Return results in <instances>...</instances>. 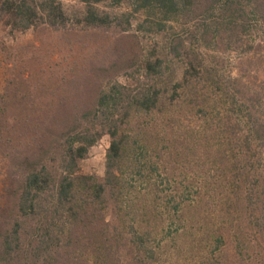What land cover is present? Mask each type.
I'll use <instances>...</instances> for the list:
<instances>
[{
    "label": "trees",
    "instance_id": "trees-1",
    "mask_svg": "<svg viewBox=\"0 0 264 264\" xmlns=\"http://www.w3.org/2000/svg\"><path fill=\"white\" fill-rule=\"evenodd\" d=\"M79 2L82 8L75 9L62 0H0V22L10 33L40 26L59 32L102 30L122 46L136 35L135 30L128 34L135 15L158 17L159 28L170 20L195 28L218 11L211 23L221 28L222 40L238 47L244 45L239 37L247 24L243 4L251 5L264 23V0ZM260 41L264 44V38ZM186 42L173 37L163 56L153 47L143 55L121 50L101 69L85 66L80 75L59 76L61 88L72 84L69 90L51 92L39 106L22 109L21 126L0 129L2 135L20 128L25 136V143L16 145L0 137L24 173L17 216L1 237L0 264H72L78 251L87 264H105L114 246L138 263L154 258V242L167 240L169 226L183 222L189 184L182 182V169L199 168L196 151L212 165L224 164L229 155L228 183L236 197L242 182L250 207L264 209V91H250L248 80L261 59L240 56L239 75L225 78L207 66L202 47L196 54ZM167 54L182 64L180 76ZM86 83L89 91L93 83L92 95ZM8 108L0 106L5 126ZM230 113L234 126L231 138H225L221 116ZM104 135L109 143L99 180L82 173L80 162ZM224 144L229 146L220 154ZM219 243H224L222 235Z\"/></svg>",
    "mask_w": 264,
    "mask_h": 264
},
{
    "label": "rangeland",
    "instance_id": "rangeland-1",
    "mask_svg": "<svg viewBox=\"0 0 264 264\" xmlns=\"http://www.w3.org/2000/svg\"><path fill=\"white\" fill-rule=\"evenodd\" d=\"M62 1L69 8H82L79 0ZM243 7L247 24L240 31L239 38L244 41L241 47L234 46L226 37L221 39V28L211 23V20L214 21L220 16L218 11L210 14L212 18L209 20L196 22V29L194 23L183 26L172 20L164 22L159 28L156 24L158 17L145 19L144 15H135L128 34L134 33L135 30L136 35L127 38L122 46L114 43L112 33L102 30L75 29L73 32H59L40 26L25 32L10 33L0 22V106H9L4 118L8 125L5 126L2 122L0 129L4 130V127L9 128L13 124L21 126L22 109L39 106L45 102L41 99L51 92L71 88V83L61 88L60 78L57 77L63 75L70 78L80 75L85 66L92 71L101 69L113 61L114 55L120 54L121 50H125L129 55H143L153 47L160 56L166 55L169 42L176 36L187 40L196 54L198 48L202 47L207 66L225 78L239 75L236 67L240 56L255 58L257 54L256 57L261 61L250 69L252 73L248 79L249 89L252 92H258L260 89L264 91V44L260 41L264 38V23L258 21L251 5L243 4ZM101 8L110 10L106 6ZM114 11L120 13L122 10ZM140 23L142 25L137 28L136 24ZM196 30L197 34L193 36L190 32ZM228 44L231 47H228ZM166 58L175 75L180 76V61L168 54ZM244 68L248 66L244 65ZM89 85L90 91L87 83L85 87L92 95L94 86L93 83ZM261 103L264 104V98ZM228 115L230 117L225 114L221 116L223 124L227 127L224 128L227 131L225 138H231L229 132H232L231 128L234 126L232 113ZM198 123L197 121L196 124ZM1 133L0 137L10 139L13 145L25 143V136L20 128H11ZM108 143L109 138L104 135L90 148L87 156L80 162L82 173L101 180ZM7 146L10 147L0 142V241L17 216L14 208L16 194L24 174L22 168L12 163L9 156L11 151ZM227 146L229 145H223L220 154H224ZM195 153V160L200 159L199 168L197 165L182 169V182L189 184L184 195L187 205L182 216L183 222L170 225L169 235L165 234L176 238L169 240L163 234L167 240L154 242L155 245L158 244L156 256L142 263L131 259L128 251L124 253L122 247L116 250L114 246L111 254L105 255V264H264V209L250 207L242 182L239 183L241 189L237 190L239 195L236 197L234 186L228 183L231 176L228 170L232 169L229 155L224 164L212 165L201 159H205L204 154L200 155L199 151ZM156 176L161 179L157 174ZM219 235L224 237V243L216 246V238ZM79 252L76 253L72 264H87L86 258L80 257Z\"/></svg>",
    "mask_w": 264,
    "mask_h": 264
}]
</instances>
